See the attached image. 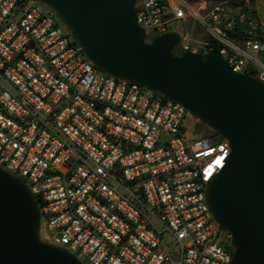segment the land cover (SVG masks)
<instances>
[{
  "label": "built area",
  "instance_id": "1",
  "mask_svg": "<svg viewBox=\"0 0 264 264\" xmlns=\"http://www.w3.org/2000/svg\"><path fill=\"white\" fill-rule=\"evenodd\" d=\"M255 12L251 0L136 4L148 41L193 23L203 39L193 48L182 37L185 49L206 58L210 38L234 72L256 71L264 81V25ZM194 118L100 71L54 12L0 0V167L31 190L43 240L82 264H230L232 235L205 191L231 147L195 137L187 125Z\"/></svg>",
  "mask_w": 264,
  "mask_h": 264
},
{
  "label": "water",
  "instance_id": "2",
  "mask_svg": "<svg viewBox=\"0 0 264 264\" xmlns=\"http://www.w3.org/2000/svg\"><path fill=\"white\" fill-rule=\"evenodd\" d=\"M32 1L53 10L100 71L178 102L229 142L206 202L232 235L230 264H264L263 79L234 72L218 51L203 58L185 49L176 31L148 41L137 23L138 0ZM38 205L27 184L0 167V264H82L43 240Z\"/></svg>",
  "mask_w": 264,
  "mask_h": 264
},
{
  "label": "rangeland",
  "instance_id": "3",
  "mask_svg": "<svg viewBox=\"0 0 264 264\" xmlns=\"http://www.w3.org/2000/svg\"><path fill=\"white\" fill-rule=\"evenodd\" d=\"M191 1H196V0H191ZM256 2V7H259V11L261 14V19L262 22L264 23V0H255ZM234 3H241V0H233ZM32 4H34L35 6L44 8L48 11L53 12V10L47 6H45L44 4L38 3V2H34L32 1ZM56 19L59 20V18L56 15ZM175 30H177L183 38H185V41L187 42V44L190 47L193 48H197L198 46V41H200L201 39H203V32L202 29L199 28L198 26L194 25L193 23H185L183 25H178ZM174 55L175 56H180V51L178 49H176L174 51ZM199 119H189L187 122L188 126H192L193 130H194V135L195 137H200V136H213L214 135V131L208 127L207 125H205L203 122H201L200 120L197 121ZM84 264H88V263H84Z\"/></svg>",
  "mask_w": 264,
  "mask_h": 264
},
{
  "label": "trees",
  "instance_id": "4",
  "mask_svg": "<svg viewBox=\"0 0 264 264\" xmlns=\"http://www.w3.org/2000/svg\"><path fill=\"white\" fill-rule=\"evenodd\" d=\"M253 3H255L256 1L255 0H251ZM244 0H241V3H243ZM255 16L257 17V19L259 20V17H258V12H255ZM208 42L210 43V46L213 48V51H220V46L214 42L213 40H211L210 38H207ZM250 74H253V75H256V71H252L250 72ZM213 136H216L217 138H220V139H224L222 137H220L217 133H214Z\"/></svg>",
  "mask_w": 264,
  "mask_h": 264
},
{
  "label": "crops",
  "instance_id": "5",
  "mask_svg": "<svg viewBox=\"0 0 264 264\" xmlns=\"http://www.w3.org/2000/svg\"><path fill=\"white\" fill-rule=\"evenodd\" d=\"M257 12H258V17H259V21L262 25H264V23L262 22V19H261V14H260V11H259V7L257 8Z\"/></svg>",
  "mask_w": 264,
  "mask_h": 264
}]
</instances>
